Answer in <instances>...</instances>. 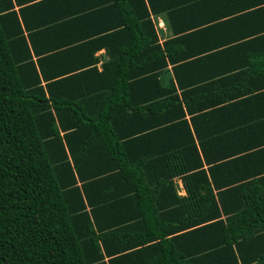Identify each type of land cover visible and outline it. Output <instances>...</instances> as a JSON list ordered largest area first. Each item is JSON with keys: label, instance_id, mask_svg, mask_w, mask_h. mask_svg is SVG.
Instances as JSON below:
<instances>
[{"label": "trees", "instance_id": "16d2710c", "mask_svg": "<svg viewBox=\"0 0 264 264\" xmlns=\"http://www.w3.org/2000/svg\"><path fill=\"white\" fill-rule=\"evenodd\" d=\"M30 1L0 0V264H264V148L229 150L251 130L215 128L219 82L158 43L150 15L179 2L114 0L91 11L110 27L77 32L87 15Z\"/></svg>", "mask_w": 264, "mask_h": 264}, {"label": "crops", "instance_id": "0c3cea01", "mask_svg": "<svg viewBox=\"0 0 264 264\" xmlns=\"http://www.w3.org/2000/svg\"><path fill=\"white\" fill-rule=\"evenodd\" d=\"M40 1L32 0L25 6ZM113 1L62 0L60 4L63 7L57 5L54 12L63 13L65 9L66 13L82 12L79 16H88L85 19L87 25L81 24L74 31H92L100 27H110V17L99 20L91 11L96 8L97 12H112L109 8ZM175 1L179 2L175 4L177 9L182 8L183 12L176 21L171 20V15H168L172 9L150 15L158 43H170L176 57H181V60H175L173 63L190 65L189 80L201 79L220 83L204 91L205 103L231 104L232 107L230 106L227 113L233 117L218 116L213 123L215 128L236 125L237 128H249L251 131L248 135L253 133L252 127L257 128V136L247 135L238 146L230 147L229 150L249 149L250 154L261 150L264 147L256 146L264 144V0ZM22 7L16 6L15 11L19 12ZM157 7L161 9L162 5L156 4V9ZM27 34L24 32L25 36ZM77 56L78 54H74L71 57L73 61H76ZM94 58L98 59L96 68L99 71L103 63L111 60L105 49L96 51ZM171 68L172 65L169 64L167 69L170 71ZM251 159L253 160L249 163L254 166L255 171L259 169L254 172L255 175L258 174L256 178H264V173L261 172L264 169V156L251 155ZM171 180L173 190L169 191L174 192L179 199H185L183 206L190 204V196L181 177L175 176ZM214 192L216 194V191ZM165 204L168 206L164 208V212H170L171 217L168 220L176 226L174 212L179 205L170 192Z\"/></svg>", "mask_w": 264, "mask_h": 264}]
</instances>
